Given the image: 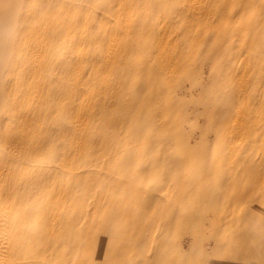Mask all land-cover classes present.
<instances>
[{
    "label": "rangeland",
    "instance_id": "1",
    "mask_svg": "<svg viewBox=\"0 0 264 264\" xmlns=\"http://www.w3.org/2000/svg\"><path fill=\"white\" fill-rule=\"evenodd\" d=\"M92 1L98 4L99 15L109 12L111 0H83L82 7ZM118 1L121 12L110 22L118 35L99 51L104 63L88 85V94L72 110L75 118L87 108L96 109L112 91L109 65L123 53L136 0ZM159 1L170 9L178 4V0ZM258 1L187 0L183 5L187 32L194 39L216 23V6L227 3L228 9L241 14L225 17V31L215 32L209 43L194 51L190 69L179 78L183 86L173 97L164 91L177 76L175 39L173 48L167 45L169 52L173 50L167 81L154 84L165 95L163 100L173 103V111L162 118L163 130L137 133L149 126L150 110L144 95L136 93L124 96L115 111L97 112L90 122L78 124L76 130L87 134L81 147L80 140L72 142V156L76 149L80 153L75 171L81 190L74 209L65 214L67 219L75 217L79 231L77 263L264 264V31L251 32L255 22L264 24V9L254 11ZM40 3L0 0V66H13L29 45L42 64L48 34L47 14ZM157 26L163 29V21ZM96 34L97 24L90 18L78 26L74 44L66 50L74 58L73 84L84 86L85 60L94 55L88 40ZM11 47L15 54L9 59ZM135 65L147 67L148 56L138 57ZM3 78L0 73L1 88ZM215 78L222 85L220 93L215 91ZM127 84L135 90L141 81L134 78ZM139 103L142 118L125 122ZM111 121L124 125L113 142L89 144L91 133L103 139L104 124ZM158 145L162 154L173 157V166L163 172H142L143 163L161 155L151 148ZM39 164L49 161L41 159ZM64 173L59 185L67 190L73 178L69 168ZM140 200L145 205L138 204ZM48 228L52 229L50 224ZM62 231L61 247L68 261L75 231Z\"/></svg>",
    "mask_w": 264,
    "mask_h": 264
},
{
    "label": "bare ground",
    "instance_id": "2",
    "mask_svg": "<svg viewBox=\"0 0 264 264\" xmlns=\"http://www.w3.org/2000/svg\"><path fill=\"white\" fill-rule=\"evenodd\" d=\"M40 1L47 14L45 29L48 34L42 64L32 53L33 46L29 45L13 66L6 63L0 66L4 77V86L0 87V264H79L76 255L80 245L79 231L74 225L75 217H65L66 211L74 209L81 190L75 171L80 153L76 149L72 156V142L80 140L81 147V139L85 141L87 134L76 130L78 124L90 122L97 112L115 111V105L124 96L136 93L144 95L145 106L150 110L149 126L137 133L163 130L162 118L167 111H173V103L163 100L165 95L155 89L154 84L156 80L167 81V68L173 62V50L169 52L167 45L171 44L173 48L175 39L177 76L170 79V87L164 91L166 96L173 97L183 86L179 78L190 69L194 51L209 43L215 32L225 31L222 28L225 17L241 14L228 9L227 3L216 6L214 15H219L218 20L194 39L188 35V19L182 10L187 0H178L172 9L165 8L164 2L159 0L134 1L123 53L109 65L112 91L96 109L87 108L75 118L72 110L88 94V85L97 78L104 63L99 51L113 43L118 35L117 30L111 29L110 22L120 14V2L111 0L109 12L101 16L94 1L86 8L82 7L83 0ZM254 4V11L262 13L264 1ZM90 18H94L98 34L88 40V47L93 49L94 55L85 60L87 71L84 72V86H81L72 83L76 77L74 58L66 50L74 44L78 26ZM160 21L164 23L163 29L157 26ZM252 27L253 33L264 31V24L260 22H255ZM14 54V47L9 48V59ZM143 55L148 56V66L136 68L137 58ZM134 78L141 81L135 90L127 84ZM213 82L215 91L220 93L221 83L216 78ZM136 109L125 122L142 118L141 103ZM123 128L121 122H107L103 139L91 133L87 140L91 145H110L116 131ZM142 137L145 139L146 134ZM151 148L158 149L161 155L157 157L156 154L157 159L143 163L142 172H163L173 166V157L166 152L162 154V146ZM41 159L49 161V165H40ZM66 168H69L73 180L69 189L62 190L59 183ZM95 175L93 173L92 178ZM138 204L145 205V201L140 200ZM62 228L75 231L71 233L73 254L71 251L68 261L61 247L64 241Z\"/></svg>",
    "mask_w": 264,
    "mask_h": 264
},
{
    "label": "crops",
    "instance_id": "3",
    "mask_svg": "<svg viewBox=\"0 0 264 264\" xmlns=\"http://www.w3.org/2000/svg\"><path fill=\"white\" fill-rule=\"evenodd\" d=\"M245 240V239H244Z\"/></svg>",
    "mask_w": 264,
    "mask_h": 264
}]
</instances>
